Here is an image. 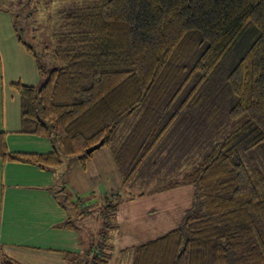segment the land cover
<instances>
[{
  "label": "trees",
  "instance_id": "16d2710c",
  "mask_svg": "<svg viewBox=\"0 0 264 264\" xmlns=\"http://www.w3.org/2000/svg\"><path fill=\"white\" fill-rule=\"evenodd\" d=\"M51 2L65 4L52 34L55 67L19 35L41 80L12 87L21 133L50 140L53 151L12 153L0 132V160L53 173L48 189L68 213L58 227L81 231L82 244L85 203L101 200L99 239L68 262L130 255L131 264H264V0ZM100 142L122 188L80 196L69 185L71 164L85 165ZM164 149L179 175L134 194ZM186 186L193 203L177 229L115 253L124 203ZM0 264L22 263L0 248Z\"/></svg>",
  "mask_w": 264,
  "mask_h": 264
},
{
  "label": "crops",
  "instance_id": "0c3cea01",
  "mask_svg": "<svg viewBox=\"0 0 264 264\" xmlns=\"http://www.w3.org/2000/svg\"><path fill=\"white\" fill-rule=\"evenodd\" d=\"M36 59L20 41L14 14L0 10V132L6 133L12 153L46 154L53 151L50 140L21 133V98L12 84H40ZM71 190L80 195L92 192L102 196L122 188V178L107 147L100 148L86 162L75 160L68 175ZM54 175L22 163L0 160V248L22 264H70L68 257L81 256L92 231L61 229L68 213L49 191ZM179 193V197H169ZM194 187L186 186L124 203L119 211L120 230L115 253L139 246L177 229L190 209ZM190 195L192 197H190ZM85 205L91 210L84 217L100 223L99 204ZM99 231V230H98ZM85 247V248H84Z\"/></svg>",
  "mask_w": 264,
  "mask_h": 264
},
{
  "label": "rangeland",
  "instance_id": "374dc122",
  "mask_svg": "<svg viewBox=\"0 0 264 264\" xmlns=\"http://www.w3.org/2000/svg\"><path fill=\"white\" fill-rule=\"evenodd\" d=\"M64 6L65 4L52 3L51 0H0V8L9 10L14 14L16 25L20 29L19 35L34 47L35 52L41 58L43 66L47 67V69L55 67L54 62L51 64L50 61L54 43L52 34L58 22V12ZM19 15L24 16V18L19 17ZM48 61H50V65ZM158 156L153 160L156 164L149 167V171L143 172L136 179L135 185L132 188L134 194L150 192L179 175L182 166L180 167L174 155L172 156L169 151L164 149ZM173 196L179 197V193L170 195L169 197ZM190 197L192 196L190 195ZM86 218L89 219V217L82 218L79 225L82 228L91 230L93 238L99 239L98 230L101 223H96L95 221L89 222ZM121 256L116 257L111 264H131L130 255Z\"/></svg>",
  "mask_w": 264,
  "mask_h": 264
},
{
  "label": "water",
  "instance_id": "95a60500",
  "mask_svg": "<svg viewBox=\"0 0 264 264\" xmlns=\"http://www.w3.org/2000/svg\"><path fill=\"white\" fill-rule=\"evenodd\" d=\"M102 146H103V142H100V143L96 144L95 146L89 148V149L87 150V153H88L89 155H91V154H93L94 152H96L97 150H99L100 148H102Z\"/></svg>",
  "mask_w": 264,
  "mask_h": 264
}]
</instances>
